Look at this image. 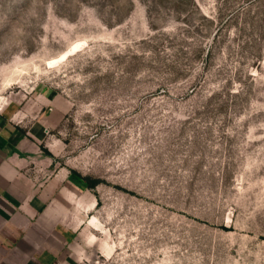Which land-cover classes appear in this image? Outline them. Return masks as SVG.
Here are the masks:
<instances>
[{
  "label": "rangeland",
  "instance_id": "obj_1",
  "mask_svg": "<svg viewBox=\"0 0 264 264\" xmlns=\"http://www.w3.org/2000/svg\"><path fill=\"white\" fill-rule=\"evenodd\" d=\"M5 125L0 264H264V0H0Z\"/></svg>",
  "mask_w": 264,
  "mask_h": 264
},
{
  "label": "crops",
  "instance_id": "obj_2",
  "mask_svg": "<svg viewBox=\"0 0 264 264\" xmlns=\"http://www.w3.org/2000/svg\"><path fill=\"white\" fill-rule=\"evenodd\" d=\"M8 126H2L0 130V216L3 217V180H10L12 178L11 174L3 169V150L6 145H9V138L14 133V129L8 128ZM6 128V130H5ZM13 175V174H12ZM9 192L8 189H4Z\"/></svg>",
  "mask_w": 264,
  "mask_h": 264
},
{
  "label": "trees",
  "instance_id": "obj_3",
  "mask_svg": "<svg viewBox=\"0 0 264 264\" xmlns=\"http://www.w3.org/2000/svg\"><path fill=\"white\" fill-rule=\"evenodd\" d=\"M41 146L46 152L48 153L50 152V150L44 144H41ZM68 177L73 183H75L80 188H86V187L92 188L98 182L101 181L100 177H94L88 174H82L76 169H71V172Z\"/></svg>",
  "mask_w": 264,
  "mask_h": 264
}]
</instances>
